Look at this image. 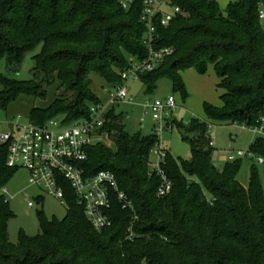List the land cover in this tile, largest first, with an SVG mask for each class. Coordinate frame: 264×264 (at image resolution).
Segmentation results:
<instances>
[{
  "label": "trees",
  "instance_id": "1",
  "mask_svg": "<svg viewBox=\"0 0 264 264\" xmlns=\"http://www.w3.org/2000/svg\"><path fill=\"white\" fill-rule=\"evenodd\" d=\"M260 0L230 3L224 13L215 0H172L180 8L167 25L155 23V48L172 53L152 71L141 73L145 93L161 77L171 80L182 99L188 96L181 72L194 66L201 74L211 64L223 90L222 107L205 103L213 122L252 127L264 118V28ZM142 2L128 9L119 0H0V58L18 66L38 45L34 69L50 84L54 74L70 97H56L46 108H32L30 121L43 124L63 116L69 124L89 118L90 105L105 102L121 83L120 72L131 60L147 56ZM95 72L111 82L105 98L89 90L87 76ZM0 111L20 94L42 96L41 84L0 74ZM51 85V84H50ZM108 109L104 126L108 144L87 149V176L109 170L131 207L112 198L110 226L95 229L69 185L63 219L37 213L40 231L20 232L17 243L7 236L14 215L0 197V264H264V190L252 167L247 186L237 179L240 159L217 169L211 160V122L191 118L173 121L190 144L188 159L165 151L162 168L172 188L157 196L160 180L149 167L157 136L129 134L121 115ZM251 158L264 159V137L250 145ZM6 144L0 143V187L15 169L5 164ZM37 202L40 203L38 200Z\"/></svg>",
  "mask_w": 264,
  "mask_h": 264
},
{
  "label": "built area",
  "instance_id": "2",
  "mask_svg": "<svg viewBox=\"0 0 264 264\" xmlns=\"http://www.w3.org/2000/svg\"><path fill=\"white\" fill-rule=\"evenodd\" d=\"M135 1L119 0V3L128 9ZM140 1L143 5L140 19L146 27L143 41L147 47V56L140 61L131 60L129 67L120 72L122 81L110 93L109 98L103 103L90 105L89 118L57 125L53 119L43 124H35L31 121L20 122L18 117L7 122L9 128L0 132V143L7 146L6 166L13 169L24 168L32 185L56 198L65 207L68 203L64 186L69 185L85 216L97 230L112 223L109 216L112 198L116 197L123 208L131 207V202L119 188L111 171L100 170L91 176L86 175L83 163L87 160V149L99 141L100 129L105 124L109 107L116 102H132V99H127L129 83L140 80L141 73L154 70L172 53L171 48H155V23L159 19L161 25L165 26L180 13L179 6L173 5L172 0ZM258 12L260 19H263L264 0L259 1ZM176 107L177 102L172 95L162 99H145L141 105L142 117L139 125L143 127L147 117L156 123L151 133L157 136L152 152L157 155L158 162L153 165L150 161L149 167L160 180L156 192L159 197L169 194L172 188V183L161 166L166 150L161 146L159 134L172 127V115ZM249 128L264 137V118L261 117L255 126ZM210 143L213 145L212 140ZM244 156L253 155L249 151L239 150L229 155V160L234 161ZM256 159L258 163H264L262 157ZM34 205L28 201L29 207Z\"/></svg>",
  "mask_w": 264,
  "mask_h": 264
},
{
  "label": "rangeland",
  "instance_id": "3",
  "mask_svg": "<svg viewBox=\"0 0 264 264\" xmlns=\"http://www.w3.org/2000/svg\"><path fill=\"white\" fill-rule=\"evenodd\" d=\"M221 11L224 13L230 3L239 0H215ZM264 28V18L260 20ZM41 46L38 45L33 50L28 51L22 62L18 66H8L4 58H0V74L12 79L26 81L34 78L41 84V92L46 93L42 96H28L20 94L5 111H0V132L7 130V122L21 119L20 122L30 121V111L32 108H46L54 99L60 97H70L71 92L65 90L60 81L54 74L50 84L35 69L33 57L39 53ZM182 80L187 90L188 96L185 100L181 95L173 90L171 80L168 77H161L156 82V88L151 93H145L143 85L139 79L129 83L128 97L132 102H116L112 106L117 115H121L122 123L129 134H150L153 129L154 121L147 117L144 126L139 125L142 117L141 105L145 99H162L168 95L174 96L177 107L173 112L172 118L177 123H187L191 118H199L203 121L211 122L210 135L213 142L211 160L217 169H221L229 162V155L241 150L248 152L251 143L257 134L250 128H246L237 123L213 122L209 120L205 113V103L216 108L222 107L220 96L223 90L217 87L218 78L211 64L207 66L206 72L201 74L194 66H189L181 72ZM89 90L99 98H105L111 92L110 80H105L95 72H89L87 76ZM0 85V89H1ZM59 125L63 122V116L52 118ZM160 136L161 146L170 152L177 159H188L191 155L190 144L183 139L182 132L173 123L172 127L163 130ZM101 143L108 144L107 133L103 130L98 137ZM240 159V169L237 179L241 184L247 186L250 168H254L262 188L264 190V163H258L256 157L244 156ZM150 161L153 165L158 162V157L154 152L150 153ZM3 189L6 191L4 192ZM5 196L8 207L13 213V217L7 222V236L11 243H17L20 232L28 236H35L39 233V221L37 213L42 211L47 219H63L67 210L56 198L39 190L29 182L27 171L16 168L4 186L0 187V197ZM40 201L37 204V201ZM28 201L33 202V207L28 206ZM27 264H32L31 262Z\"/></svg>",
  "mask_w": 264,
  "mask_h": 264
}]
</instances>
